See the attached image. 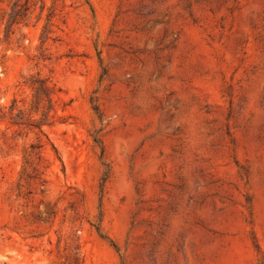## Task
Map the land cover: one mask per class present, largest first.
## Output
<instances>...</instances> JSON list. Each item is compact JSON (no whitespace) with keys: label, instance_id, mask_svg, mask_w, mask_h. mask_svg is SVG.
<instances>
[{"label":"rangeland","instance_id":"rangeland-1","mask_svg":"<svg viewBox=\"0 0 264 264\" xmlns=\"http://www.w3.org/2000/svg\"><path fill=\"white\" fill-rule=\"evenodd\" d=\"M0 264H264V0H0Z\"/></svg>","mask_w":264,"mask_h":264},{"label":"trees","instance_id":"trees-1","mask_svg":"<svg viewBox=\"0 0 264 264\" xmlns=\"http://www.w3.org/2000/svg\"><path fill=\"white\" fill-rule=\"evenodd\" d=\"M35 82L38 83L36 90H37V94L39 95V97H43L45 100L48 101V103L51 102V94L53 92V89L50 85H48V83L46 82V79L44 78H37L35 80ZM48 107L50 108L51 106L48 105ZM41 124L42 122H38L35 123L34 126L38 129V132L42 133V129H41ZM42 144L40 142H37V144H31V147H40ZM99 231V228H98ZM100 232V231H99Z\"/></svg>","mask_w":264,"mask_h":264}]
</instances>
